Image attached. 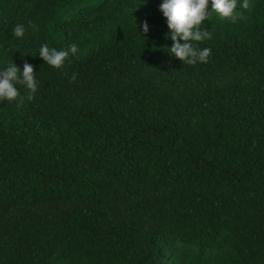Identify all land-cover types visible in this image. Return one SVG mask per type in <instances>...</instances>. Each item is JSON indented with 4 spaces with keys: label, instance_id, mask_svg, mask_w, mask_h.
Masks as SVG:
<instances>
[{
    "label": "trees",
    "instance_id": "obj_1",
    "mask_svg": "<svg viewBox=\"0 0 264 264\" xmlns=\"http://www.w3.org/2000/svg\"><path fill=\"white\" fill-rule=\"evenodd\" d=\"M162 2L0 0V68L39 83L0 102V264H264V0L209 4L195 65Z\"/></svg>",
    "mask_w": 264,
    "mask_h": 264
},
{
    "label": "clouds",
    "instance_id": "obj_2",
    "mask_svg": "<svg viewBox=\"0 0 264 264\" xmlns=\"http://www.w3.org/2000/svg\"><path fill=\"white\" fill-rule=\"evenodd\" d=\"M146 2L147 0H143V3ZM238 2L243 9H248L250 6V0H163L159 10L166 18L169 29L165 38L172 41L166 53L170 57L179 59L183 64L207 63L212 50L210 47H199V43L211 40L213 33L202 27L203 23L209 19L213 11L221 18L235 22L237 15L234 13ZM209 4H211L210 14L207 12ZM27 27L34 31L39 30L38 26L31 22ZM141 27L144 34L149 32V24L146 20L142 22ZM26 30V26L22 23L15 24L12 29L14 37L18 39L24 37ZM78 52L79 47L76 43L60 49L44 43L38 49V56L48 66L60 69L65 66L66 61L70 62L72 57H76ZM71 79H76L75 73ZM16 85L25 88L26 97L20 96ZM38 87L36 73L27 60L24 61L22 69L13 62V59L6 67L0 68V102L15 101L18 97L33 101Z\"/></svg>",
    "mask_w": 264,
    "mask_h": 264
}]
</instances>
